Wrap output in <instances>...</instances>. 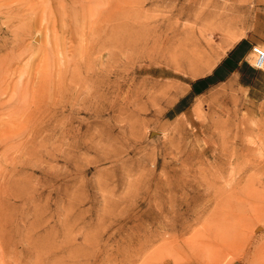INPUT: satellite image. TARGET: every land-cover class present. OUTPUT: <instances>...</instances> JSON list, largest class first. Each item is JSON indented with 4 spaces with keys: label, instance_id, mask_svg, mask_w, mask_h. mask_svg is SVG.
<instances>
[{
    "label": "rangeland",
    "instance_id": "obj_1",
    "mask_svg": "<svg viewBox=\"0 0 264 264\" xmlns=\"http://www.w3.org/2000/svg\"><path fill=\"white\" fill-rule=\"evenodd\" d=\"M38 1L0 0V264L264 257V73L190 91L241 38L264 48V0H90L131 26L58 19L46 44Z\"/></svg>",
    "mask_w": 264,
    "mask_h": 264
},
{
    "label": "bare ground",
    "instance_id": "obj_2",
    "mask_svg": "<svg viewBox=\"0 0 264 264\" xmlns=\"http://www.w3.org/2000/svg\"><path fill=\"white\" fill-rule=\"evenodd\" d=\"M40 1V0H39ZM38 1V2H39ZM42 1V3H43V5H40L41 6V9L40 8H36L35 7V3H33V2H30L26 7H27V9L28 10H30L31 11V13L32 14H34L33 15V21L29 24V28H30V30H29V32L27 33V35H29V33L31 34V32L32 31H34V29H38L39 30V28L37 27V22L38 23H42L43 21H44V23L46 24H48V23H50V22H52V29H51V31H52V33H51V35H45L43 38L41 37H39V36H37V39L39 40V41H42L43 43H50V42H56L57 40H58V38L55 36V28H56V26H55V24H56V22H57V20L58 19H62V21H63V24H67V23H69V24H73V25H75V24H77V22H78V24H80V25H82L83 26V28L82 29H86V31H89V29L92 27L91 25L92 24H95V25H97V22H105V23H107V22H110V24H111V26H110V31L112 32L115 28H123V27H127V26H131L130 25V23H129V21H128V18H129V16L131 15L130 14V12H132V11H130V9H128V10H126L127 12L126 13H123V14H121V13H119V12H115L114 14H112L111 16L110 15H106V13H103V11L102 12H96V13H89L88 15L86 14L87 12V10H86V6L87 7H89L88 5L90 4V0L89 1H84V2H86V3H84L83 1L80 3V10L78 11V12H73L72 14H65V12L64 11H59L58 12V10H56L55 9V4L54 3H52V2H54V0H41ZM156 1V3H154L155 4V6L157 7V6H162L161 4V2H162V0H155ZM164 1V0H163ZM170 1V0H169ZM57 3H59V2H57ZM95 3V2H94ZM111 3V2H110ZM136 3H139V2H136ZM99 4V3H98ZM146 4V3H145ZM152 4H153V2H152ZM165 4V3H164ZM137 5L138 4H136V5H132L131 7L133 8H137ZM150 5V4H149ZM59 6H61V4L59 5ZM165 6V5H164ZM35 8V9H34ZM85 8V10H83ZM160 8V7H159ZM97 9V8H96ZM139 11H140V9H138ZM141 11H143V10H141ZM147 11V10H146ZM149 11V10H148ZM150 12V11H149ZM138 13V12H137ZM143 13H144V11H143ZM146 13V12H145ZM154 13V12H153ZM157 13V12H156ZM160 13V12H159ZM95 14V15H94ZM147 14V13H146ZM136 15V14H135ZM147 15H149V13L147 14ZM151 15H152V13H151ZM159 15V14H158ZM160 15H162L161 13H160ZM138 16V15H137ZM146 15L144 14V17H145ZM154 16L155 15H152L151 17L152 18H154ZM164 16V15H163ZM163 16L161 17L162 19H163ZM136 17V16H135ZM150 17V16H149ZM148 16H146V18H143L144 19V21L145 20H148V18H149ZM156 17V16H155ZM159 17L160 16H158V19H159ZM141 19V18H140ZM142 19V20H143ZM162 19H160V21L162 20ZM134 20H135V18H134ZM133 20V21H134ZM155 21H156V18L154 19ZM132 21V20H131ZM148 22H150V21H148ZM157 22V21H156ZM143 22H141V24H142ZM159 23H161V22H159ZM136 24H139L140 25V23L139 22H136ZM146 24H148L147 23V21H146ZM146 24H145V27H146ZM151 24H153V23H151ZM109 25V24H108ZM70 27H72L71 25H69ZM151 26H154V25H151ZM134 27V26H133ZM150 27V26H149ZM157 27V26H156ZM156 27H155V29L154 30H156ZM46 28V27H45ZM49 28H50V25H49ZM135 28H136V25H135ZM138 28V27H137ZM148 28V27H147ZM154 28V27H153ZM133 29V28H132ZM139 29H141V26H140V28ZM138 29V30H139ZM146 29V28H145ZM152 29V28H151ZM158 29V28H157ZM50 30V29H49ZM147 30V29H146ZM153 31V30H152ZM152 31H146V32H152ZM135 32V31H134ZM140 32V31H139ZM154 32V31H153ZM138 34V33H137ZM146 34V33H145ZM154 34H155V32H154ZM166 35V34H165ZM138 36V35H137ZM153 37H154V35H153ZM168 37V36H167ZM34 38V37H33ZM40 38V39H39ZM66 37H64L63 39H65ZM166 39V38H165ZM164 39V40H165ZM96 41H98V38H96ZM159 41V40H158ZM158 41H157V43H158ZM166 41V40H165ZM164 41V42H165ZM160 44V43H159ZM164 44V43H163ZM251 55V54H250ZM251 58V57H250ZM211 67H210V65L209 66H207L206 67V69H205V71H207V70H209ZM201 71H199L198 73H196V74H199ZM203 72V71H202ZM175 90V89H174ZM173 90V91H174ZM234 97V96H233ZM233 97H231V98H233ZM235 98V97H234ZM234 98H233V100H234ZM228 99V98H227ZM231 100V99H230ZM236 100V99H235ZM233 102V101H232ZM243 132V131H242ZM217 198H214V196L212 195V196H210V195H208V201H211V200H216ZM261 255H263V253L261 254ZM247 263V262H246ZM250 264H264V257H262L261 256V258H255V259H253L251 262H250Z\"/></svg>",
    "mask_w": 264,
    "mask_h": 264
},
{
    "label": "crops",
    "instance_id": "obj_3",
    "mask_svg": "<svg viewBox=\"0 0 264 264\" xmlns=\"http://www.w3.org/2000/svg\"><path fill=\"white\" fill-rule=\"evenodd\" d=\"M261 43L263 42H252L247 38L238 40L222 60H220L211 72L206 75L209 76L208 80L196 83L194 86L190 84L191 93L193 95H199L212 85L228 81L231 78H236L242 84L245 83L249 85L251 81L247 80L248 77L245 75L246 70L248 71L251 68L254 74L260 72L264 73V70L252 67L251 46L260 45Z\"/></svg>",
    "mask_w": 264,
    "mask_h": 264
},
{
    "label": "built area",
    "instance_id": "obj_4",
    "mask_svg": "<svg viewBox=\"0 0 264 264\" xmlns=\"http://www.w3.org/2000/svg\"><path fill=\"white\" fill-rule=\"evenodd\" d=\"M252 67L264 70V48L259 45L251 46Z\"/></svg>",
    "mask_w": 264,
    "mask_h": 264
},
{
    "label": "trees",
    "instance_id": "obj_5",
    "mask_svg": "<svg viewBox=\"0 0 264 264\" xmlns=\"http://www.w3.org/2000/svg\"><path fill=\"white\" fill-rule=\"evenodd\" d=\"M208 78H209V76H205V77L199 78V79H197V80L191 82L190 84H191L192 86H194V84L199 83V82H204V81L208 80Z\"/></svg>",
    "mask_w": 264,
    "mask_h": 264
}]
</instances>
